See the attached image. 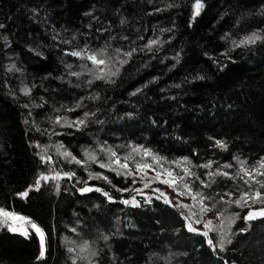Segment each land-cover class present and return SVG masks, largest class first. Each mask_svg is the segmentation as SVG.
I'll return each instance as SVG.
<instances>
[{
	"label": "trees",
	"instance_id": "trees-1",
	"mask_svg": "<svg viewBox=\"0 0 264 264\" xmlns=\"http://www.w3.org/2000/svg\"><path fill=\"white\" fill-rule=\"evenodd\" d=\"M200 3L196 15V0H0V209L31 224L27 236L0 228V264H264V218L246 222L248 207L216 203L211 212L236 219L232 243L213 251L207 237L188 231V209L165 203L139 175L62 155L86 161L93 153L107 163L101 149H111L121 162L131 153L161 171L143 155L150 150L174 175L184 167L195 172L193 191L211 197L209 206L228 191L247 190L239 178L216 176L210 188L200 180H210L206 173L218 167L235 175L238 161L251 169L264 160V0ZM253 33L262 39L240 44ZM150 40L160 43L145 49ZM105 46L109 55L137 49L114 83L87 85L90 75H69L93 65L68 53ZM85 112L95 115L70 126ZM54 171L75 176L41 181L39 191L20 195ZM96 173L110 183L89 179ZM85 182L94 190L81 193ZM132 197L138 206L123 203ZM223 223L227 230L229 220ZM33 224L44 236L42 259ZM209 237L214 244L219 239L216 232Z\"/></svg>",
	"mask_w": 264,
	"mask_h": 264
},
{
	"label": "snow or ice",
	"instance_id": "snow-or-ice-1",
	"mask_svg": "<svg viewBox=\"0 0 264 264\" xmlns=\"http://www.w3.org/2000/svg\"><path fill=\"white\" fill-rule=\"evenodd\" d=\"M202 7V4L200 3V0H196V15H199V10ZM125 39H127L125 37ZM262 39L261 36H259L257 33H253L251 36L245 37L242 41H240V44H252L255 43L257 40ZM160 43L159 40H150L147 44L144 45L145 49L151 50L153 45H158ZM239 46V45H237ZM137 51V49L132 48L129 51L122 52L121 49L117 48L113 50V54L109 55L107 51V46L100 48L99 50H89L88 48H82L79 51H72L68 53L71 56L78 57L81 60H87L90 61L93 67H89L88 64H82L80 67L83 69V71H70L69 75L74 76L77 78H80L84 75H90L91 79H88L85 81L87 85H91L95 80H102L106 82H113L114 83V77L119 75L120 68L128 62V58L132 57V55ZM123 57V58H122ZM15 66L13 65L12 68ZM68 69L72 68V65H67ZM77 87L80 85L77 84ZM24 94L28 95L30 93V89L25 88ZM139 91V90H138ZM98 99V96L93 97ZM77 107L80 106V104L76 105ZM71 111L72 109H68ZM90 115H95V113H84V118L76 120L71 122L70 126H83L85 125L87 118ZM67 123V121H65ZM54 123H61V118L57 117ZM217 146L221 148H226L227 145L224 144L222 141H216ZM62 147V146H61ZM101 151H106L108 154V161L107 163L102 161H97L96 156L93 153H86L88 159L86 161L77 160L75 157H72L71 153L65 151L62 153V155L66 159H71L77 164H87L88 162H98L101 168H108L109 170L115 172L117 175H125V176H132L136 177L138 174L140 175L141 179L144 180V187L148 188L150 187L151 183L159 180L160 182L164 183L168 187L172 188L174 191H176L177 195L179 197L183 196H189L193 201L196 203L193 205L185 204L182 201L176 204H172V201L166 197V194L161 193V195H165V203L170 204L173 207H176L177 209H188L190 215L184 216L185 221H188L186 224V227L188 231L194 232L200 235H203L204 237H207L208 239L206 242L210 247H212L213 251H216L217 247H219L220 251H225L226 246L230 245L232 243L231 236V223L235 222L236 217H230L225 218L223 212H218L217 215L219 218H221L220 224H214L213 220H203L202 217L211 212L215 207L216 203H224L227 205L235 204L238 207L244 208L248 207L249 211L247 215L244 217L245 221H251L258 218H264V192L261 191V189H264V160L260 161L256 166H253L251 169H249L244 161H238L239 163V172L233 175L232 173H229L228 171H221L220 168H216L214 171L207 172L206 175L211 178L210 180H200V184L204 188H210L211 184L215 182L216 176H223L227 177L229 179H237L239 178L243 185L247 188V190H240L237 189V192L228 191L220 196V201L212 203L211 206H209L206 201L212 199L209 196H205L202 191H193L192 188V182L193 179L199 180L200 178L196 176L195 172H193L190 168L184 167L182 169V175H174L172 170L163 169V165L160 163L162 158H157L154 156L153 153L150 152V150H143L144 156H152L153 161L155 164L160 165L161 171H157L156 168L153 167V164L136 161L135 157L130 153L127 157L124 158L123 162H121V159L117 157V153L115 151H112L111 149H101ZM133 152H138L140 149L133 148ZM41 159L45 163H51L52 158L50 156H42ZM133 161V166L137 171H133L132 167L129 165V161ZM175 163V162H174ZM204 168H211V163L202 165ZM227 168H232V165H226ZM148 170H152L155 175L154 176H148ZM75 176L74 172H64L61 173L59 171H54L53 174H41L37 180L35 181L34 185L29 188L28 191H25L23 193H20L22 197H27L29 194V191L35 190L39 191L41 187V181L48 182V181H59L62 178H68L69 180L72 179ZM167 177V178H164ZM103 179L105 181H108V177L104 176L101 173L96 174H90L89 179ZM186 178H192V179H186ZM110 183V181H108ZM135 182V181H134ZM86 184V182H85ZM56 190L59 191V184H56ZM94 189L92 187L84 186L79 189L81 193L84 192H90ZM96 191H102V189L96 188ZM123 191H128V189H124ZM132 191H135L137 194L143 195L142 189H133ZM154 192H160V189H153ZM239 195L238 199H231L234 195ZM103 195L105 197H108L111 200V197L109 196L108 192H103ZM225 197H228V199H225ZM159 199L160 197H156ZM148 203L151 202V198L149 197L146 201ZM124 204H132L133 206H138L139 201L136 200L135 197H132L130 200H124ZM259 204L260 207L254 208L253 205ZM197 209V210H193ZM183 215V212H181ZM14 219H24L23 217H18L12 212L5 211L3 209H0V228L7 226L9 231L15 232L17 229L13 228L11 224L9 223L10 220ZM224 219L229 220V225L227 230L224 226ZM193 221L195 224H204L205 230H200L196 227H193ZM33 228H35L37 233H40V243H41V251L37 259H42L45 255V249H44V236L42 233V230L39 229L36 225H32ZM74 231V230H73ZM240 231H247V229H241ZM210 232H216L219 236L218 241L214 244L213 240L209 237ZM23 235L27 236L28 233L25 232ZM75 264V262H74ZM227 264V262H225Z\"/></svg>",
	"mask_w": 264,
	"mask_h": 264
},
{
	"label": "rangeland",
	"instance_id": "rangeland-1",
	"mask_svg": "<svg viewBox=\"0 0 264 264\" xmlns=\"http://www.w3.org/2000/svg\"><path fill=\"white\" fill-rule=\"evenodd\" d=\"M133 171H137V170H133ZM139 175V174H138ZM148 176H154L155 173L152 171V170H148V173H147ZM140 176V175H139ZM164 178H167V177H164ZM150 188H153V189H160L161 191L159 192L160 194L161 193H164L166 194V197L168 199H170L172 201L173 204H176V203H179V202H183L185 204H192V199L189 198V197H179L176 193V191H174L172 188L168 187L167 185H165L164 183L160 182L159 180L151 183L150 185ZM164 199H165V195H161ZM194 210V209H193ZM189 211V210H188ZM190 215V213H189ZM203 220H208V219H211L213 220L214 224H216L219 220V217L216 213L214 212H209L207 214H205L203 217H202ZM15 223L17 222L19 224V226L17 227V230L22 232V233H25L28 231V228L29 226L31 225L27 219H17L14 221ZM193 227H196L200 230H205L204 229V224L201 223V224H195L194 221H193Z\"/></svg>",
	"mask_w": 264,
	"mask_h": 264
},
{
	"label": "water",
	"instance_id": "water-1",
	"mask_svg": "<svg viewBox=\"0 0 264 264\" xmlns=\"http://www.w3.org/2000/svg\"><path fill=\"white\" fill-rule=\"evenodd\" d=\"M18 217H20V216H18ZM15 220H17V219H15ZM40 234V233H39Z\"/></svg>",
	"mask_w": 264,
	"mask_h": 264
}]
</instances>
